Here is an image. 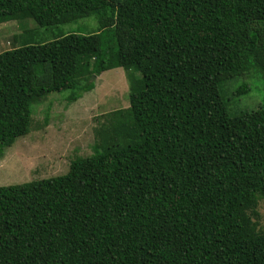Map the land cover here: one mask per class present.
Instances as JSON below:
<instances>
[{
  "label": "trees",
  "instance_id": "16d2710c",
  "mask_svg": "<svg viewBox=\"0 0 264 264\" xmlns=\"http://www.w3.org/2000/svg\"><path fill=\"white\" fill-rule=\"evenodd\" d=\"M90 16L95 32L24 30L0 51V158L33 103L129 74V105L103 114L90 154L0 185V264H264V106L232 115L220 93L264 78V0H0V23Z\"/></svg>",
  "mask_w": 264,
  "mask_h": 264
},
{
  "label": "rangeland",
  "instance_id": "374dc122",
  "mask_svg": "<svg viewBox=\"0 0 264 264\" xmlns=\"http://www.w3.org/2000/svg\"><path fill=\"white\" fill-rule=\"evenodd\" d=\"M97 26L93 16L47 29L31 19L9 20L0 23V51L12 48L24 30L31 32L32 41H44L59 34L92 33ZM128 80L123 68H113L95 77L94 87L76 99L67 98L70 90H64L33 103L31 131L7 147L0 158V185L63 174L72 158L90 154L103 114L129 105ZM244 84L249 90L237 92ZM220 93L232 115L255 110L264 106V78L253 71L237 75L221 83ZM257 211L258 227L264 230V198L258 201Z\"/></svg>",
  "mask_w": 264,
  "mask_h": 264
}]
</instances>
